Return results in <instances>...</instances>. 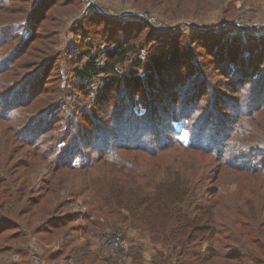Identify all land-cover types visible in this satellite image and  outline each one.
Segmentation results:
<instances>
[{"label":"trees","instance_id":"obj_1","mask_svg":"<svg viewBox=\"0 0 264 264\" xmlns=\"http://www.w3.org/2000/svg\"><path fill=\"white\" fill-rule=\"evenodd\" d=\"M9 1L12 5L0 3V223L7 224L5 230L18 228L21 218L29 228L41 224L36 234L49 240L74 218L64 197H81L87 212L83 234H103L123 226L144 231L167 250V260L154 264H264V122L253 120L256 114H264V97L252 109L245 95L249 91L245 86L264 80V40L258 41L255 69L232 89L234 104L227 95L204 101L208 76L201 69L191 81L186 77L174 81L172 75L168 83L163 80L168 66L183 64L179 49L168 54L152 52L145 64L135 59L133 72L146 73L145 82L140 75L130 74L129 67L123 66L138 49V29L128 21H106L101 29L94 24L92 30L101 31L99 40L106 46L97 49L99 43H83L79 53L73 54L78 65L70 73L79 91L94 93L95 87L101 96L91 98L92 102L109 108L100 107L94 116L84 102L87 95L70 101L64 87L56 83L43 88L44 70L52 68L59 56L53 45H44L37 53L34 33L48 31L60 0ZM138 1L133 0L135 7L145 13L148 1ZM163 1L167 8L173 6L172 0ZM70 5L74 11L80 9L79 0H70ZM233 13L234 0L224 9L228 16ZM23 20L30 34L20 45L15 28ZM118 33L123 37L118 38ZM205 35L196 33L197 42ZM28 58L32 60L26 62ZM191 70L179 74L189 76ZM47 75L46 79L51 76ZM152 88L165 101L152 102L147 113H137L133 97H148ZM127 91L129 97L119 106L122 99L118 97ZM235 106L234 114L212 115L216 108L226 111ZM124 109L128 114H121ZM129 115L135 122L183 121L190 139L187 144L170 138L159 142L160 132H156L158 140L148 145L152 133L142 124H135L138 129L133 132L127 125ZM109 118L118 132H104L91 141L84 137L95 136L103 124L107 128L99 120ZM46 163L51 178L32 193L29 174ZM64 253L51 254L49 262L54 264ZM69 254L85 255L76 247ZM88 258L85 264H104L95 256L96 260Z\"/></svg>","mask_w":264,"mask_h":264},{"label":"rangeland","instance_id":"obj_2","mask_svg":"<svg viewBox=\"0 0 264 264\" xmlns=\"http://www.w3.org/2000/svg\"><path fill=\"white\" fill-rule=\"evenodd\" d=\"M145 1H148L147 4L150 8L142 13L137 10L133 0H79L80 9L78 11H74L73 6L70 5V0H60V4L56 8L57 12L50 17L51 21L47 25L50 27L48 31L36 30V33H34V36L37 35L38 38L37 44H33L36 45L37 53L43 50L44 45H53V51L59 56L52 68L47 67L44 70L43 88H53L56 83L60 88L64 87L70 95V101L83 99V94L87 95L88 98H85L84 102L87 103L89 109H92L94 116H96L99 113L98 109L104 105L101 103L97 105L96 102H92V99L98 100L101 95L98 93L99 91L96 92L95 87H93L94 93H92V90H78L77 80L70 74L71 67L78 65L74 61L73 54L77 55L79 53L78 50L81 49L80 46L83 43L88 45L92 42L99 43L97 49L105 47L106 44L99 40L101 35L99 29H101L100 25H105L106 21L108 23L115 22L116 24L128 21L134 29H138L136 34L138 49L128 55V63L123 66L127 69L129 67L128 72L130 74L140 75L145 82L146 73L142 71L133 72L131 64L135 59L141 60L145 64L147 55L152 52H166L165 54H168L174 49H179L180 53L183 51V54L180 55L183 64L168 66L166 73L162 74L163 80L168 83L172 75L174 81L184 77H186V80L191 81L194 79V74H197L196 70L201 69L208 76L203 87L204 101L209 100L211 97L214 100L217 97L222 98L227 95L236 104V96L232 95V89L235 88L237 82H243L244 79L249 77V71L255 69L258 50L260 49L258 41L261 43L264 40V0H250L248 2L234 0V13L232 16L224 14L225 5L232 0H172L173 6L170 8H167V4L163 0H139L137 4ZM0 3L12 5L9 0H0ZM14 17L17 18L18 16L14 15ZM22 22L15 28V32L20 37L17 44L20 45L23 44L20 40L30 34L27 24L24 20ZM94 24H97L99 29L93 31L92 26ZM75 30H77V33H74ZM3 33L2 31V36ZM196 33L206 35L199 38V42H197ZM117 37H123V35L118 33ZM204 45L206 46L204 47ZM38 55L40 56V54ZM31 60L32 58H28L26 62ZM186 67L194 70L193 74L189 76L179 74L180 72L189 73L190 70ZM118 69L121 70V67ZM19 73H22L21 68ZM48 73L51 76L47 79L50 80L44 85ZM99 80L102 83L104 77L100 76ZM245 87L249 90L245 94L248 106L253 109L258 101L264 97V80ZM164 91L170 92V90ZM148 95V97H142L139 94L133 97L132 106L136 108L137 113H147L152 102L158 103L162 99L165 101L164 96L159 97L154 89L153 93ZM127 97H129V92L118 97L122 99L119 106L123 104ZM236 108L237 106L231 110L223 111L222 107H219L216 108V112H212V115L218 114L219 111L225 112V115L228 113L234 114L233 112L238 111ZM104 109L109 108L105 107ZM176 110L179 113L181 108L176 105ZM119 111L117 110L115 117H117ZM126 112L127 109H124L121 114H128ZM89 113L91 114V112ZM129 117L131 120L127 121V125L133 132L138 129L135 124L138 126L142 124L141 127L143 128L144 125V130L152 133V136L147 140L148 145L152 146V140H158L153 135L156 132H160L159 142L165 138H170L187 144L190 139L189 132L184 129L186 124L184 126L183 121L167 122L159 119L158 122L150 123L143 119V122H135L136 119L133 116L129 115ZM110 118L99 120L101 124L107 123L109 125L107 128L103 124L101 129L95 132V136H92L89 132L90 135L84 137L91 141L93 137H101L104 132H118V129L114 130ZM113 119L115 121V118ZM162 120L163 123H161ZM253 120L254 123H258L259 120L264 122V114L263 116L256 114ZM86 121L83 123H86ZM222 125L227 127L224 123ZM96 143V139L93 140V145ZM61 153L62 151L58 154L62 155ZM49 171L50 166L46 163V165H40L33 172H30L29 189L32 190V193H37L42 185L47 184L51 178ZM82 177L81 179H83ZM228 179L231 180V177H228ZM79 186H81V183ZM230 189H234L233 184ZM73 198L64 197L66 207L70 213H74L72 222L63 230L56 232L49 240L36 234V231L42 228L41 224L29 228L21 218H18V228L12 227L5 230L7 224L3 226L0 223V247L3 249L0 253V263L53 264L49 262V256L62 250L65 253L54 264H85L83 262L85 258L94 259V256L98 261H103L104 264H154L158 259H162V262L167 260H165L167 250L160 243L154 244L150 236L144 231L123 226L119 227L118 231L106 230L108 232L103 234L90 232L88 236L83 234V231L87 230L85 222L87 212L82 203V198ZM71 199L73 202H71ZM63 212L65 210L58 213L62 214ZM68 244L70 247L66 248ZM202 246L205 249L206 246L204 244ZM74 247L81 248L82 255H85L69 254ZM6 249L7 251H5ZM87 264L89 263L87 262Z\"/></svg>","mask_w":264,"mask_h":264}]
</instances>
